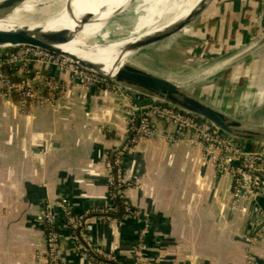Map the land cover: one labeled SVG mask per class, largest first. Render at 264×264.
<instances>
[{
	"label": "crops",
	"instance_id": "obj_1",
	"mask_svg": "<svg viewBox=\"0 0 264 264\" xmlns=\"http://www.w3.org/2000/svg\"><path fill=\"white\" fill-rule=\"evenodd\" d=\"M262 37L264 0H214L182 37L168 38L157 53L143 50L139 68L176 73L187 92L236 123L243 134L232 137L241 149L264 150V86H249V74L264 63V45L245 54ZM191 53L204 57L189 61ZM28 71L17 65L14 75L50 77L64 87L52 103L22 113L18 96H3L0 82V264H46L47 204L67 197L75 212L109 204L105 160L129 136L123 96L87 89L57 65L33 58ZM152 120L161 132L171 130ZM189 136L175 144L142 139L124 155L133 183L126 197L150 222L145 264H262L264 195L234 202L231 178L204 161ZM57 226L62 263L90 264L58 211ZM140 227L131 217L94 220L84 233L123 264H134Z\"/></svg>",
	"mask_w": 264,
	"mask_h": 264
},
{
	"label": "built area",
	"instance_id": "obj_2",
	"mask_svg": "<svg viewBox=\"0 0 264 264\" xmlns=\"http://www.w3.org/2000/svg\"><path fill=\"white\" fill-rule=\"evenodd\" d=\"M197 56V55H195ZM41 64L57 65L62 71L69 72L83 87L103 88L123 96L129 105L128 138L120 147L109 152L105 160V169L109 182L110 203L94 206L83 212H75L70 200L61 197L46 205L44 219L46 223V264H63L61 260V233L57 226V211L63 216L75 244L77 253L90 264H123L114 251L97 247L84 233V227L94 220L103 222H121L133 218L141 223L138 243L134 249V264H145L147 249L146 235L150 222L134 208L126 197V190L133 185L125 176L123 158L125 153L142 139L163 138L170 144L185 141L183 134L189 132L187 141L203 149V159L215 166L217 172L227 175L232 180L234 202L264 195V150L247 152L241 149L234 138L223 132L210 121L174 105L145 97L110 79L90 70L60 54L33 46L0 48V82L5 97L18 96L19 110L31 113L34 105L44 106L52 103L56 95L63 90V84L54 78L38 79L15 77V69L20 65L28 73L29 59ZM14 70L8 74L3 70ZM45 94H42V89ZM47 93V95H46ZM152 119L171 127L169 132H161ZM124 199L126 214L123 219L112 216L118 210L114 200ZM258 264V263H249ZM264 264V262L262 263Z\"/></svg>",
	"mask_w": 264,
	"mask_h": 264
},
{
	"label": "water",
	"instance_id": "obj_3",
	"mask_svg": "<svg viewBox=\"0 0 264 264\" xmlns=\"http://www.w3.org/2000/svg\"><path fill=\"white\" fill-rule=\"evenodd\" d=\"M26 1L28 0H0V19L9 15L17 8H20ZM212 1L213 0H204L202 4L187 17L179 19L177 22L153 35L141 37L136 41L126 44L124 47V54L129 52L133 53L132 55L137 53L140 54L149 46L176 35L185 29L190 23L197 20ZM52 9L53 8H51L50 11H52ZM122 12V9L117 10L108 19H102L100 21V23H104L103 29L92 38L88 37L87 39L91 46L107 43V41L101 37V33L106 32L109 29L111 30L117 17ZM48 17L49 16L46 15L43 18L47 20ZM95 21V14L92 12H86L83 14L78 24L79 26L73 29L63 27L46 32L40 28H31L27 26L0 29V48H13L25 45L38 47L60 54L143 96H148L151 99L171 104L184 111L196 114L210 121L223 132L234 138L239 134H243L237 129L236 123L229 121V119H227L219 110L210 106L197 96L187 92L184 89V84L182 83L181 78L178 77L176 73H168L163 76L141 69L139 68L140 57L138 60H133L132 57H130L125 64L119 67L116 74L110 75L103 71V67L100 64L82 59L61 48L62 45L67 44L75 37L79 36L87 25ZM262 45H264V37L250 45L245 51V54L252 52ZM42 93H44V89L42 90ZM234 140L236 142V139Z\"/></svg>",
	"mask_w": 264,
	"mask_h": 264
},
{
	"label": "bare ground",
	"instance_id": "obj_4",
	"mask_svg": "<svg viewBox=\"0 0 264 264\" xmlns=\"http://www.w3.org/2000/svg\"><path fill=\"white\" fill-rule=\"evenodd\" d=\"M203 1L156 0L155 2L160 6L169 3L167 7L171 11L165 19H160L157 23L156 18L146 19L136 23L134 30L129 35L108 40L112 31L111 28V30L101 33V37L107 43L96 46H91L87 39L88 37L92 38L103 29L104 23H100V21L108 19L117 10L128 11L136 0H28L20 8L0 19V29L23 26L40 28L44 32L63 27L73 29L79 26L78 24L84 13L92 12L95 14L96 21L87 25L79 36L62 45L61 48L82 59L100 64L105 73L114 75L119 67L125 64L133 54L131 52L124 54L126 44L141 37L153 35L179 19L185 18ZM51 8H53L52 11H50ZM163 10L165 12V9ZM47 14L50 15V18L45 20L43 17ZM31 15L40 16L41 18L29 20L28 16ZM54 23H58V26H53Z\"/></svg>",
	"mask_w": 264,
	"mask_h": 264
},
{
	"label": "rangeland",
	"instance_id": "obj_5",
	"mask_svg": "<svg viewBox=\"0 0 264 264\" xmlns=\"http://www.w3.org/2000/svg\"><path fill=\"white\" fill-rule=\"evenodd\" d=\"M155 1L156 0H145V1L144 0H136V2L133 3V5L131 6V8L128 11L127 10L123 11L117 17V19L115 21V25H114V27H112V31L110 33V37H109L108 40H113V39H117V38L122 37V36L129 35V33L134 30V27H135L136 23L141 22V21H145L146 19H154V18H156V23L158 21H160V19L161 20L165 19L169 15V13L171 11V10H168V7H167V5L169 3L160 6ZM213 2H214V0L212 1V3ZM199 5L195 8V10L199 7ZM137 9H138V12L136 13ZM163 9H165V12H163L164 11ZM195 10H193V12ZM48 16H49L48 18H50V15H48ZM39 18H41V17L40 16H32V15L30 17L28 16L29 20H32V19L33 20H38ZM194 22L190 23L185 29H183L182 31H180L179 33H177L176 35H174L172 37H175V38L182 37V35L185 32V30L186 29H190L191 25ZM53 26H58V23H54ZM172 37H170V38H172ZM167 43L168 42H167V39H166V40H163L162 42H158L156 44H153L152 46H149V47H154V48H148V49L150 51H152V53H155L158 49H163ZM149 50H147L148 53L150 55H152L151 52H149ZM142 53L143 52H141L140 54H138V53L134 54L131 57H132L133 60H138V58L140 57L139 58L140 62H142V60H143V57L141 55ZM195 55H197V54L196 53L189 54L187 56V57H189V61H198L199 59H202V57H204L203 55H202V57H199V55H197V56H195ZM173 62H175V61H173ZM258 67H259L258 73H256V74L255 73H250L249 74L250 77L252 76V78H250V81H249V86L261 88V87L264 86V63L261 64V65L258 64Z\"/></svg>",
	"mask_w": 264,
	"mask_h": 264
},
{
	"label": "trees",
	"instance_id": "obj_6",
	"mask_svg": "<svg viewBox=\"0 0 264 264\" xmlns=\"http://www.w3.org/2000/svg\"><path fill=\"white\" fill-rule=\"evenodd\" d=\"M3 70L8 74H13L14 70H10L8 67H3ZM115 204L118 206V210L115 213H112V216L123 219L126 214L124 199L116 197L114 200Z\"/></svg>",
	"mask_w": 264,
	"mask_h": 264
}]
</instances>
